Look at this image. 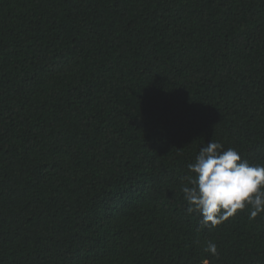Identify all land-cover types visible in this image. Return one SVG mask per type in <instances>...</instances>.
Instances as JSON below:
<instances>
[{"label": "trees", "instance_id": "16d2710c", "mask_svg": "<svg viewBox=\"0 0 264 264\" xmlns=\"http://www.w3.org/2000/svg\"><path fill=\"white\" fill-rule=\"evenodd\" d=\"M213 139L264 165V0H0V264H264L187 212Z\"/></svg>", "mask_w": 264, "mask_h": 264}, {"label": "clouds", "instance_id": "9594fccd", "mask_svg": "<svg viewBox=\"0 0 264 264\" xmlns=\"http://www.w3.org/2000/svg\"><path fill=\"white\" fill-rule=\"evenodd\" d=\"M188 169L191 175L181 178L186 181L181 192L188 214L200 215L203 227L215 228L246 209L250 219L264 214V165L250 164L237 149H225L213 139L201 146ZM205 251L219 256L215 243Z\"/></svg>", "mask_w": 264, "mask_h": 264}]
</instances>
